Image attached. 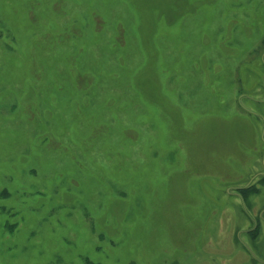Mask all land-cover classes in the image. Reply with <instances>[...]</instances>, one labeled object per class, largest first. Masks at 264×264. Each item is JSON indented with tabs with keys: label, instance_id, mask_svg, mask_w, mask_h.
<instances>
[{
	"label": "rangeland",
	"instance_id": "1",
	"mask_svg": "<svg viewBox=\"0 0 264 264\" xmlns=\"http://www.w3.org/2000/svg\"><path fill=\"white\" fill-rule=\"evenodd\" d=\"M0 264H264V0H0Z\"/></svg>",
	"mask_w": 264,
	"mask_h": 264
},
{
	"label": "trees",
	"instance_id": "2",
	"mask_svg": "<svg viewBox=\"0 0 264 264\" xmlns=\"http://www.w3.org/2000/svg\"><path fill=\"white\" fill-rule=\"evenodd\" d=\"M246 189L245 188H243V189H239V194L238 195H240L243 199H246V197H245V191Z\"/></svg>",
	"mask_w": 264,
	"mask_h": 264
}]
</instances>
